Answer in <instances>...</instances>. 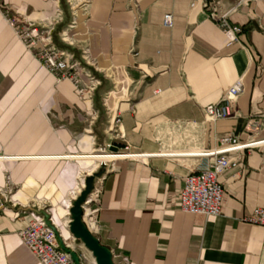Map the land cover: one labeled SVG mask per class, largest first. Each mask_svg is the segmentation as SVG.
<instances>
[{
	"label": "crops",
	"instance_id": "obj_1",
	"mask_svg": "<svg viewBox=\"0 0 264 264\" xmlns=\"http://www.w3.org/2000/svg\"><path fill=\"white\" fill-rule=\"evenodd\" d=\"M3 1L36 21L63 8L56 37L71 19L69 0ZM209 1L220 12L236 6L229 20L243 29L238 41L228 44L204 0H90L89 15L80 9L72 31L78 53L89 47L102 79L92 99L68 80L57 82L0 12V156L15 157L0 159V185L9 180L21 204L51 202L62 225L64 199L83 177L86 183L87 173L99 174V193L91 195L84 219L97 218L96 236L118 255L115 264H264V227L245 221L264 207V145L245 150L239 167L220 177L221 214L180 207L186 176L208 164L198 152L233 134L242 142L264 139V0ZM169 12L172 28L163 24ZM137 63L150 75L141 77ZM240 77L245 88L235 115L207 123L203 107L218 102ZM132 80L137 83L129 87ZM109 108L121 114L122 138L111 131ZM253 120L261 126L253 127ZM105 145L150 156L106 167L78 157ZM29 219L0 210V264H40L18 234ZM62 227L83 260L94 264L83 241Z\"/></svg>",
	"mask_w": 264,
	"mask_h": 264
},
{
	"label": "built area",
	"instance_id": "obj_2",
	"mask_svg": "<svg viewBox=\"0 0 264 264\" xmlns=\"http://www.w3.org/2000/svg\"><path fill=\"white\" fill-rule=\"evenodd\" d=\"M76 1V0H75ZM250 1V0H240ZM90 0H82L74 4L69 0L72 10L71 19L62 27L57 35L56 30L58 24L65 22V13L63 8L58 7L57 13L51 19L33 20L12 6L0 0V12L5 18L9 26L14 30L16 36L21 40L26 49L37 58L42 65L55 76L57 82L63 80L70 81L77 91L90 99L93 98L95 91L102 83L101 77L98 75V70L92 62V57L89 47H83L80 52L75 48L73 42L68 43V38L71 31L78 25V11L83 9V13L89 15ZM197 5L196 1L191 3V7ZM204 9L208 15L221 27L228 39V44H232L239 40L238 35L243 31L242 27L230 22V14L236 9V6L228 11L220 12L218 7L209 0H204ZM163 24L166 27L174 26V15L166 13L163 18ZM134 57H137L138 51L135 48L131 49ZM141 77L149 76V71L137 63ZM137 82L132 80L129 87ZM245 84L243 77H240L229 91L216 103H210L203 107L205 121L207 123H215L219 120L227 119L235 115V104L238 97L244 92ZM109 92L104 96L105 104ZM121 114L109 108V123L111 131L118 138H122L123 134L120 130ZM252 126H261L260 120H253ZM264 145V139H251L242 142L238 135H228L220 138L219 145L211 149H205L198 152L199 155L208 159L206 168L199 171H191L185 178L184 186L180 193V207L185 213L202 214L205 216H217L221 214L223 198L225 194V186L220 181V177L230 169L239 167L242 162L243 152L248 149L261 147ZM126 150L129 146L125 147ZM96 152L112 155L111 158L101 161V166H108V163L121 158H147L150 155L145 153H130L129 151H120L119 148L111 149V145L100 147ZM118 153H128L131 156L117 157ZM74 157V156H73ZM81 158H91L88 155H80ZM15 157L0 156V159H11ZM68 158H70L68 156ZM96 160V159H95ZM88 174V173H87ZM90 174V173H89ZM88 174V175H89ZM91 175V174H90ZM79 187H76L70 194V197L64 199L62 204L66 209L63 225L71 228L72 208L74 202L86 188L85 179ZM16 188L8 182L6 185H0V210L14 209L15 216L19 217L21 213H28L30 219L25 227L18 232L27 247L40 260V264H77L73 257V252H76L75 246L64 238L63 227L57 221L53 205L47 200L32 201L29 204H21L14 199ZM94 193H99L96 190ZM90 193L84 203L83 217L87 229L96 236L99 231L98 220L93 215L88 220L84 219L85 206L91 201ZM247 223L264 227V207H256L251 214L245 217ZM74 239H79L73 234ZM97 237V236H96ZM84 244V242H83ZM85 245V244H84ZM113 258L118 256L109 249ZM82 264H87L83 257L77 253ZM95 259V258H94ZM126 262L130 261L127 255L122 256ZM94 264H97L96 259Z\"/></svg>",
	"mask_w": 264,
	"mask_h": 264
},
{
	"label": "water",
	"instance_id": "obj_3",
	"mask_svg": "<svg viewBox=\"0 0 264 264\" xmlns=\"http://www.w3.org/2000/svg\"><path fill=\"white\" fill-rule=\"evenodd\" d=\"M114 148V147H112ZM99 174L89 177L94 180ZM91 182H88V186L82 191L81 195L74 202V206L71 210L73 221L71 222V231L79 239H81L85 246L93 253L97 264H115L113 262V255L108 247L102 245L99 239L93 235L85 226L82 221L83 208L82 204L91 193ZM73 257L77 261V264H82L77 253L73 252Z\"/></svg>",
	"mask_w": 264,
	"mask_h": 264
},
{
	"label": "rangeland",
	"instance_id": "obj_4",
	"mask_svg": "<svg viewBox=\"0 0 264 264\" xmlns=\"http://www.w3.org/2000/svg\"><path fill=\"white\" fill-rule=\"evenodd\" d=\"M72 2L74 4H76L79 1L78 0H76V1L75 0H72ZM68 41H69L68 43L73 42L72 44L75 45V46H77L79 44V37H78V35H75V33L73 31H71V34H70V36L68 38ZM92 62L95 64L94 59H92ZM122 152H124V151H122ZM99 163H101V162H99ZM91 176L93 177V175H88L87 174L85 185L88 186V182H91L90 183L91 193H94L97 190V188H96L97 187L96 186V182L99 180L100 176L98 175L97 177H99V178H97V179L95 177L94 180L92 178H91V180H89L90 179L89 177H91ZM83 179H84V177H83ZM63 220H64V217L62 219V223H63ZM61 226H63V224Z\"/></svg>",
	"mask_w": 264,
	"mask_h": 264
},
{
	"label": "bare ground",
	"instance_id": "obj_5",
	"mask_svg": "<svg viewBox=\"0 0 264 264\" xmlns=\"http://www.w3.org/2000/svg\"><path fill=\"white\" fill-rule=\"evenodd\" d=\"M195 154V153H194ZM112 155H109V154H106V153H96V154H93V155H88V157H91V158H94V159H97V160H101V161H105L106 159H109L111 158ZM114 156H117V157H128V156H131L129 155L128 153H118V154H115ZM71 157V156H70ZM75 157V156H74Z\"/></svg>",
	"mask_w": 264,
	"mask_h": 264
},
{
	"label": "trees",
	"instance_id": "obj_6",
	"mask_svg": "<svg viewBox=\"0 0 264 264\" xmlns=\"http://www.w3.org/2000/svg\"><path fill=\"white\" fill-rule=\"evenodd\" d=\"M57 42H58L60 45H63L58 39H57Z\"/></svg>",
	"mask_w": 264,
	"mask_h": 264
}]
</instances>
